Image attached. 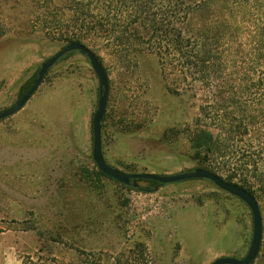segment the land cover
Listing matches in <instances>:
<instances>
[{
    "label": "rangeland",
    "instance_id": "374dc122",
    "mask_svg": "<svg viewBox=\"0 0 264 264\" xmlns=\"http://www.w3.org/2000/svg\"><path fill=\"white\" fill-rule=\"evenodd\" d=\"M73 14L70 0H0V111L70 42L62 36ZM88 46L109 77L102 126L108 163L159 174L207 167L227 179L222 160L213 167L189 138L209 92L203 83L184 79L171 60L163 70L155 52L117 53L104 40ZM98 100L89 59L74 52L49 69L21 110L0 119V264H211L244 257L254 222L237 196L204 178L123 184L99 172L92 127ZM255 194L263 237L251 264H264V192Z\"/></svg>",
    "mask_w": 264,
    "mask_h": 264
},
{
    "label": "trees",
    "instance_id": "16d2710c",
    "mask_svg": "<svg viewBox=\"0 0 264 264\" xmlns=\"http://www.w3.org/2000/svg\"><path fill=\"white\" fill-rule=\"evenodd\" d=\"M70 3L73 24L63 39L88 45L104 40L114 52L130 55L132 48L155 52L163 70L171 60L184 79L203 83L209 92L196 127L189 129L192 145L215 168L221 159L229 181L254 195L264 192V0ZM74 52L83 53L62 58ZM37 76L21 88L20 98Z\"/></svg>",
    "mask_w": 264,
    "mask_h": 264
},
{
    "label": "water",
    "instance_id": "95a60500",
    "mask_svg": "<svg viewBox=\"0 0 264 264\" xmlns=\"http://www.w3.org/2000/svg\"><path fill=\"white\" fill-rule=\"evenodd\" d=\"M71 51H82L89 59L99 80V100L97 108L93 115V158L98 168L107 176L123 183L130 184L134 180L145 179L154 180L163 184L178 182L182 180L204 178L213 182L219 188L237 196L243 200L251 209L253 215V237L247 254L244 257L221 256L216 258L211 264H251L257 258L263 237L262 213L257 197L240 186L239 184L225 179L215 171L205 167H196L192 170L182 171L173 174H159L153 172H126L107 162L103 152L102 141V124L106 114L108 95H109V77L103 62L99 59L95 51L87 44L80 41H70L65 44L56 53L46 59L38 71V76L33 85L25 94L11 107L0 111V119L7 118L19 110H21L37 91L44 80L49 69L61 59L64 55Z\"/></svg>",
    "mask_w": 264,
    "mask_h": 264
}]
</instances>
